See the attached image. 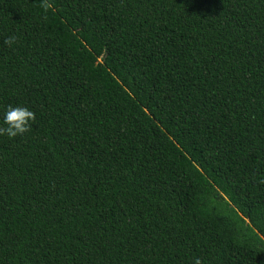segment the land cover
Masks as SVG:
<instances>
[{"label": "trees", "instance_id": "obj_1", "mask_svg": "<svg viewBox=\"0 0 264 264\" xmlns=\"http://www.w3.org/2000/svg\"><path fill=\"white\" fill-rule=\"evenodd\" d=\"M8 105L0 264H264V0H0Z\"/></svg>", "mask_w": 264, "mask_h": 264}, {"label": "clouds", "instance_id": "obj_2", "mask_svg": "<svg viewBox=\"0 0 264 264\" xmlns=\"http://www.w3.org/2000/svg\"><path fill=\"white\" fill-rule=\"evenodd\" d=\"M17 38L10 35L5 38L4 43L11 47L16 43ZM35 114L23 105H8L0 112V135L14 138L23 135L30 129V122L34 120ZM192 264H201L199 258L193 260Z\"/></svg>", "mask_w": 264, "mask_h": 264}]
</instances>
